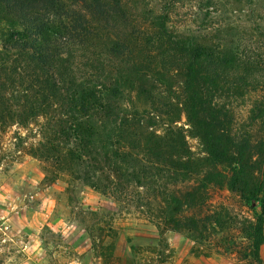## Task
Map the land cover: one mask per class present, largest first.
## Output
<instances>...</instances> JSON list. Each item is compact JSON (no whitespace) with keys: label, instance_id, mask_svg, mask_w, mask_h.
Returning <instances> with one entry per match:
<instances>
[{"label":"trees","instance_id":"1","mask_svg":"<svg viewBox=\"0 0 264 264\" xmlns=\"http://www.w3.org/2000/svg\"><path fill=\"white\" fill-rule=\"evenodd\" d=\"M139 17L128 0H0V128L43 119L32 157L102 195L142 201L139 189L152 186L160 170L175 180L191 176L183 133L172 125L178 115L164 123L175 104L155 97L157 84L166 92L169 73L180 72L179 113L213 165L231 169L229 189L259 203L247 257L263 264L264 166L256 169L251 150L233 140L211 105L216 80L237 58L225 61ZM125 92L144 99L148 115L122 109ZM156 122L162 134L150 131ZM222 178L215 173L205 182L221 185ZM183 204L182 195L169 194L162 223H150L158 231L160 224L195 231L194 219L178 218Z\"/></svg>","mask_w":264,"mask_h":264},{"label":"rangeland","instance_id":"2","mask_svg":"<svg viewBox=\"0 0 264 264\" xmlns=\"http://www.w3.org/2000/svg\"><path fill=\"white\" fill-rule=\"evenodd\" d=\"M128 2L136 16L152 20L173 36L214 50L225 61L237 58L216 80L211 105L221 112L233 140L251 150L261 171L264 0ZM166 81L169 90L157 84L155 97L164 105L175 104L167 107L164 123L178 115L172 125L183 133L191 176L175 180L160 170L152 186L139 189L143 202L138 195L132 203L102 195L32 157L42 140L43 119L0 128V264H256L247 257V249L259 203L229 189L231 169L213 165L179 113L184 99L180 72L171 71ZM119 106L137 110L140 117L148 115L145 100L138 102L134 92H125ZM156 123L150 131L162 134L161 122ZM215 173L224 176L223 183L206 184ZM169 194L183 196L178 218L194 219L195 231H174L160 224V235L150 223H162ZM259 256L264 264V244Z\"/></svg>","mask_w":264,"mask_h":264}]
</instances>
